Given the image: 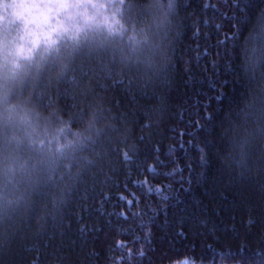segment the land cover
Returning a JSON list of instances; mask_svg holds the SVG:
<instances>
[{"label": "trees", "instance_id": "16d2710c", "mask_svg": "<svg viewBox=\"0 0 264 264\" xmlns=\"http://www.w3.org/2000/svg\"><path fill=\"white\" fill-rule=\"evenodd\" d=\"M114 1L99 36L71 19L36 33L23 5L41 0H0V86L17 70L11 99L39 117L30 138L0 123V264H264V131L243 119L264 109V68L241 58L264 0H177L163 69L135 39L168 0ZM69 144L54 171L37 164Z\"/></svg>", "mask_w": 264, "mask_h": 264}, {"label": "clouds", "instance_id": "9594fccd", "mask_svg": "<svg viewBox=\"0 0 264 264\" xmlns=\"http://www.w3.org/2000/svg\"><path fill=\"white\" fill-rule=\"evenodd\" d=\"M160 8L162 15L159 23L154 25V29L148 32L141 29V38L134 39L135 47L142 55V62L148 66L155 67L159 59V62H162L159 66L163 69L167 66L171 57H165L163 39L159 29H164V36L167 35L166 26L171 22V17L177 11V0H168L167 4H161ZM241 53L245 71H258L264 68V24H257L255 29L248 35L247 40L242 46ZM20 84H22L20 73L15 69H8L6 67L3 75V84L0 86V123L9 127L24 125L29 129L25 134L30 138L37 126L35 121L39 117L30 109L25 108L20 102L11 99L14 89ZM243 119L245 124L251 121L248 135H251L253 131L257 133L264 131V127H262L264 125V109H255L248 106ZM94 125L95 120L91 122L88 130H91ZM84 138L89 139L90 137L85 133ZM14 139H17V143L20 142L18 138L14 137ZM32 143L35 144V141ZM72 147L70 144L55 150L49 148L47 145L37 147L35 149L38 156L37 164L45 170L52 172L68 159ZM65 169H70V165L65 163ZM16 171L11 165L4 168L2 178L6 184H14ZM15 202L13 199L5 197V206H12Z\"/></svg>", "mask_w": 264, "mask_h": 264}, {"label": "rangeland", "instance_id": "374dc122", "mask_svg": "<svg viewBox=\"0 0 264 264\" xmlns=\"http://www.w3.org/2000/svg\"><path fill=\"white\" fill-rule=\"evenodd\" d=\"M45 3H62L67 11L63 15L65 19L58 18L60 27L63 28L64 22H68L71 19L72 22H78L76 24L77 31H90L91 34H98L99 36L110 35L112 22H121L118 19V6L119 2L114 0H41V4ZM90 7L95 8L94 15L90 12ZM52 21V20H49ZM48 21V22H49ZM55 21V20H53ZM112 23V24H111ZM71 22H69V25ZM85 33V35H86ZM50 39V38H49ZM26 108V107H25ZM23 132L18 133V136H26L27 128L24 125L16 127ZM187 261L188 264H203L192 261L190 259H183L174 264H184ZM223 264H239V263H223Z\"/></svg>", "mask_w": 264, "mask_h": 264}, {"label": "snow or ice", "instance_id": "6c2138e0", "mask_svg": "<svg viewBox=\"0 0 264 264\" xmlns=\"http://www.w3.org/2000/svg\"><path fill=\"white\" fill-rule=\"evenodd\" d=\"M23 19L26 26L36 33H41L40 30L44 27L50 28L52 24L48 23L49 20H55L58 22V17L66 14V7L62 3H25L23 5ZM201 159H204L203 155ZM149 191H160L159 189H151ZM142 254V253H141ZM184 264H188L187 261Z\"/></svg>", "mask_w": 264, "mask_h": 264}]
</instances>
